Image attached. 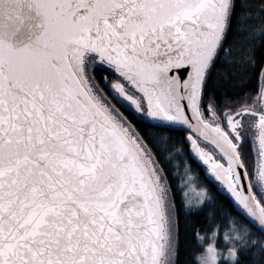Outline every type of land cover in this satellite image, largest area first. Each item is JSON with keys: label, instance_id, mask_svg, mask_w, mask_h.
I'll list each match as a JSON object with an SVG mask.
<instances>
[{"label": "snow or ice", "instance_id": "snow-or-ice-1", "mask_svg": "<svg viewBox=\"0 0 264 264\" xmlns=\"http://www.w3.org/2000/svg\"><path fill=\"white\" fill-rule=\"evenodd\" d=\"M178 139L264 228V2L0 0V264H177ZM228 223L195 264H264Z\"/></svg>", "mask_w": 264, "mask_h": 264}, {"label": "trees", "instance_id": "trees-1", "mask_svg": "<svg viewBox=\"0 0 264 264\" xmlns=\"http://www.w3.org/2000/svg\"><path fill=\"white\" fill-rule=\"evenodd\" d=\"M249 2L259 5L264 2V0H249ZM237 3L239 5V0H237ZM94 73L98 79H102L104 75L99 69H94ZM140 123L141 126L148 125L147 121H141ZM172 135L180 137L182 134L179 128H176L172 132ZM175 148L179 150V155L173 153L170 162L172 166L169 167L168 163H165L163 166L169 173V179L173 188V194L176 196L177 211L180 218L177 264H195L194 252L200 250L198 247V241L195 238V231L197 229L203 234L209 228L217 227L222 236L225 227H230V224L228 223L230 220L232 223L248 225L251 230L250 239L264 238L263 232L254 227L235 210L229 198L219 191L218 184L207 179L205 168L191 157L187 143H183L178 139L175 142ZM185 162H187L189 169L192 172L193 184H195L196 187H205L211 197L210 200L195 209H181V194L176 190L178 178L172 175L173 172L183 173V165ZM211 214H214V216ZM216 244L218 248H221L224 251L227 250L224 241L217 240ZM252 252L253 247H250L247 250L243 248L240 249L235 264H254Z\"/></svg>", "mask_w": 264, "mask_h": 264}, {"label": "water", "instance_id": "water-1", "mask_svg": "<svg viewBox=\"0 0 264 264\" xmlns=\"http://www.w3.org/2000/svg\"><path fill=\"white\" fill-rule=\"evenodd\" d=\"M190 151V150H189ZM190 155H191V157L196 161V162H198L200 165H202L203 167H205L204 165H203V163L201 162V161H199L198 160V158L197 157H195L192 153H191V151H190ZM206 177H207V179H209L210 181H212V182H214V183H217V184H220L219 182H217L216 180H215V178L211 175V174H209V173H207L206 174ZM221 185V184H220ZM219 191L221 192V193H223V194H225L228 198H229V200H230V202L232 203V205H233V207L235 208V210L240 214V215H242L249 223H251L254 227H256L257 229H259L261 232H263L264 233V228H260L259 227V225L254 221V220H252L236 203H235V201H234V199L231 197V194L226 190V188H224L222 185L220 186V189H219Z\"/></svg>", "mask_w": 264, "mask_h": 264}, {"label": "rangeland", "instance_id": "rangeland-1", "mask_svg": "<svg viewBox=\"0 0 264 264\" xmlns=\"http://www.w3.org/2000/svg\"><path fill=\"white\" fill-rule=\"evenodd\" d=\"M189 183H191L192 184V186L195 188L196 187V185L195 184H193V177L191 176V178H189ZM225 243V242H224Z\"/></svg>", "mask_w": 264, "mask_h": 264}, {"label": "flooded vegetation", "instance_id": "flooded-vegetation-1", "mask_svg": "<svg viewBox=\"0 0 264 264\" xmlns=\"http://www.w3.org/2000/svg\"><path fill=\"white\" fill-rule=\"evenodd\" d=\"M100 70V69H99ZM100 76V75H99ZM205 168V167H204ZM205 171H206V169H205ZM206 174H207V172H206ZM209 180V179H208ZM217 184V183H216ZM220 184H218V189H220Z\"/></svg>", "mask_w": 264, "mask_h": 264}]
</instances>
